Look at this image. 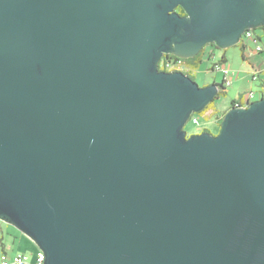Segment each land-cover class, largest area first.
I'll use <instances>...</instances> for the list:
<instances>
[{"label":"water","instance_id":"water-1","mask_svg":"<svg viewBox=\"0 0 264 264\" xmlns=\"http://www.w3.org/2000/svg\"><path fill=\"white\" fill-rule=\"evenodd\" d=\"M262 26L264 0H0V219L43 264H264V97L187 137L218 87L159 70Z\"/></svg>","mask_w":264,"mask_h":264},{"label":"rangeland","instance_id":"rangeland-1","mask_svg":"<svg viewBox=\"0 0 264 264\" xmlns=\"http://www.w3.org/2000/svg\"><path fill=\"white\" fill-rule=\"evenodd\" d=\"M255 33L260 34L264 39V31L261 27H258ZM245 44L248 46L246 52L250 54L248 59L251 58L252 63L258 66V64L261 63L262 54H251L250 51L255 49V43L252 41L246 39ZM198 57L201 58V61L197 63L195 67L185 63L182 67L179 66L178 68L182 73L192 77L199 87L203 88L222 84V70H229V72H233V75L230 78V86L222 90L223 93L213 100L212 115L209 116V119L204 117V115L196 113L198 120L197 124H194L191 120L185 123L183 130L187 137L200 134L203 128L209 129L211 134L216 135L219 131V124H216L214 121L216 110L220 115H223L231 106L232 99L238 97V95L248 93L249 91L253 93L252 102L259 100L262 93V88L259 86V83L264 81V74L261 75L260 80H252V74L261 71V69L256 66L252 67L250 65L251 62L243 60L240 46L235 45L227 48H219L214 43H209L203 47ZM254 57L256 58L254 59ZM193 59L194 58H188L185 59V61L189 62L193 61ZM223 59H225L224 62H222ZM163 71L174 72L176 68L170 67L163 69ZM0 241L4 244L6 253L9 255L15 256L16 254L23 253L29 260H33L39 251L31 239L22 234L17 228L1 219ZM1 249L2 247L0 246V252Z\"/></svg>","mask_w":264,"mask_h":264},{"label":"trees","instance_id":"trees-1","mask_svg":"<svg viewBox=\"0 0 264 264\" xmlns=\"http://www.w3.org/2000/svg\"><path fill=\"white\" fill-rule=\"evenodd\" d=\"M176 12H178L180 15H184V12H183V10L180 8V7H178L177 9H176ZM262 29H263V31H264V26H262L261 27ZM257 29V28H256ZM256 29H251V30H248L247 32H249L250 33V35L247 37L245 34L242 36V38L240 39V42L237 44V46H240V48H241V52H242V58H243V60H247L248 59V57L250 56V54H248L246 51H247V48H248V46L245 44V41H246V39L247 40H249V41H252L253 43H255V49H256V47H262L263 48V51H261V52H254L255 51V49L254 50H251L250 52H251V54H253V52L254 53H257V54H264V39H263V37L260 35V34H256L255 33V30ZM246 33V32H245ZM200 54V53H199ZM199 54H197L195 57H194V59H193V61H189V62H186L185 61V63H187L188 65H191V66H193V67H195L196 66V64L197 63H200V61H201V58H199L198 56H199ZM164 59H163V61H165V59H173L174 61H176L177 60V58L174 56V55H171V54H167V55H164V57H163ZM225 61V59H223V61L222 62H224ZM159 70H161V68L159 67ZM186 76H188L187 74H185ZM252 76H253V74H252ZM259 76V75H258ZM258 76L256 77V79L255 80H257L258 79ZM188 77H190V76H188ZM192 80H194L192 77H190ZM254 80V81H255ZM217 87H218V94H217V96L218 95H220V94H222L223 93V91L222 90H225L226 88H227V86L225 85V81H223L222 82V84H220V85H216ZM243 97V95H241L240 96V99ZM216 99V98H215ZM233 104V103H232ZM212 102L210 103V104H208L205 108H204V110H202L201 112H199V114L200 115H204V117H206V115H207V113L208 112H210L211 110H212ZM233 106V105H232ZM223 116H224V113H223V115L221 116V118L219 119V121H218V124H219V129H220V123H221V121H222V118H223ZM189 120H191L192 122H193V120H196V122H193L194 124H197L198 123V120H197V116H196V114H193V115H191L190 116V118H189ZM203 132H209L210 133V131H209V129H207V128H203L201 131H200V133H203ZM219 132V131H218ZM218 134V133H217ZM216 134V135H217ZM214 135V134H213ZM0 246L2 247V249H1V254H5L6 252H5V249H4V244H2V242L0 241ZM39 252V251H38ZM37 252V253H38ZM0 254V255H1ZM6 255V254H5Z\"/></svg>","mask_w":264,"mask_h":264},{"label":"built area","instance_id":"built-area-1","mask_svg":"<svg viewBox=\"0 0 264 264\" xmlns=\"http://www.w3.org/2000/svg\"><path fill=\"white\" fill-rule=\"evenodd\" d=\"M245 35L248 37L250 35L249 32H246ZM263 51V48L262 47H256L255 51L254 52H261ZM253 52V53H254ZM179 66H181V63H180V60H177V61H162V66L161 68L162 69H167V68H170V67H175L176 70H178ZM222 73H223V76H224V81H225V85L226 86H229L230 85V79H229V76H230V72L229 70H222ZM259 72H255L252 76V80H255L257 75H258ZM253 98V93L250 91L248 92V94L245 96V100L248 101L250 99ZM239 104H236L235 107H242V106H238ZM193 122H196V120H193ZM43 253L42 252H38L34 259L33 260H29L28 257L23 254V253H19V254H16L15 256L13 257H8L6 256L5 254H1L0 255V264H43Z\"/></svg>","mask_w":264,"mask_h":264},{"label":"flooded vegetation","instance_id":"flooded-vegetation-1","mask_svg":"<svg viewBox=\"0 0 264 264\" xmlns=\"http://www.w3.org/2000/svg\"><path fill=\"white\" fill-rule=\"evenodd\" d=\"M164 57V56H163ZM161 58L160 59V61H159V67L161 68V66H162V61H163V59L164 58ZM177 60H180V63H181V66L180 67H182L183 66V64H185V59H179V58H177ZM176 60V61H177ZM165 61H174L173 59H165ZM161 71H163V69L161 68ZM176 71H181V70H176ZM259 73H260V71H259ZM259 73H258V75H259ZM223 74V73H222ZM233 75V72H230V76H229V79L231 78V76ZM257 75V76H258ZM223 81H224V76H223ZM254 81V80H253ZM230 82H231V80H230ZM231 84V83H230ZM230 86V85H229ZM229 86H227V87H229ZM250 92V91H249ZM248 93H245V94H243V97L240 99V96H238V97H236L233 101H232V103H231V106L225 111V112H227L231 107H235L236 106V104H239L238 106H245L246 104H249V103H252V99H250V100H248V101H246L245 100V96L247 95ZM264 97V96H263ZM260 98H262V96L260 97ZM213 102V101H212ZM233 105V106H232ZM224 112V113H225Z\"/></svg>","mask_w":264,"mask_h":264},{"label":"crops","instance_id":"crops-1","mask_svg":"<svg viewBox=\"0 0 264 264\" xmlns=\"http://www.w3.org/2000/svg\"><path fill=\"white\" fill-rule=\"evenodd\" d=\"M257 55H258V54H257ZM257 55H256V57H257ZM259 56H260V55H259ZM261 56H262L261 63L258 64V66H256L255 64L252 63L251 58L247 59L248 62H251L250 65H251L252 67L256 66V67H260V69H261V71H260V73H259V76H258V79L255 80V81L260 80L261 75L264 74V54H262ZM256 57H254V59H255ZM254 59H253V60H254ZM259 86L262 88V90H261V91H262L261 96L263 97V96H264V81H263V82L261 81V83H259ZM238 96H241V95H238ZM234 99H235V98H234ZM234 99H232V100H234ZM211 115H212V113H211V111H210V112L207 113L206 118L209 119V116H211ZM221 116H222V115H220V114L218 113V111L216 110V115H215V117H214V121H215L216 124H218V121H219V119L221 118ZM4 249H5V246H4ZM5 252H6V250H5ZM0 254H1V253H0ZM5 254H6V256H8V257H10V256L13 257V255H9L8 253H5ZM11 257H10V258H11Z\"/></svg>","mask_w":264,"mask_h":264}]
</instances>
